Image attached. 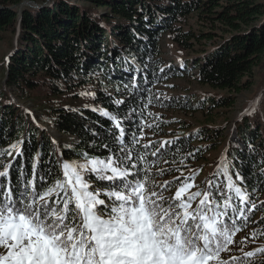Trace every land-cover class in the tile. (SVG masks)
<instances>
[{
    "label": "trees",
    "instance_id": "obj_1",
    "mask_svg": "<svg viewBox=\"0 0 264 264\" xmlns=\"http://www.w3.org/2000/svg\"><path fill=\"white\" fill-rule=\"evenodd\" d=\"M20 3L21 0H0V32H18L17 47L5 61V84L11 93L22 100L45 79L51 94L74 98L77 89L84 88L94 105L49 109L44 119L51 128L76 138L73 145L61 143L58 148L39 124L40 116L35 121L2 93L0 152L4 155L0 157V171L14 159L10 170L13 184L18 181L21 168L26 169L27 179L31 180L34 164L38 165L39 185L41 172L53 170L52 183L63 179L64 160H81L84 152L89 157H107L109 152L102 146L114 140L113 132H119L112 120L102 116V109L124 121L128 138L136 133L137 148L141 154L149 153L151 178L158 186L155 190L173 182L163 191L165 197H171L166 191L181 181L176 182L177 177L168 178L169 175L189 160L200 159L221 140L219 129L200 133L198 129L168 139L142 141L138 125L147 118V98L153 85L183 76L189 68L200 85L218 91L237 93L248 88V77L258 69L264 77V0H52L48 4L35 0L33 6ZM187 18H194L197 27L183 30L180 24ZM164 34L180 51H191L179 65L172 61L166 64L162 56ZM229 98L218 96L212 100L213 106L230 105ZM179 99L172 95L157 101L168 108H196L188 98ZM117 100L125 103L117 105ZM260 112L262 117L256 111L237 124L238 143H228L221 164L209 176V182L234 196L227 189V166V176L250 195L254 209L248 203L240 205L238 199L234 198V202L244 207L248 217L237 226L240 231L252 227V233L264 229V103ZM14 144L17 147H12ZM145 144H150L147 150L142 147ZM157 149L160 152L152 156ZM199 175L196 171L193 176L196 179ZM237 176L243 179L237 180ZM7 182L4 178L5 187ZM209 182L204 189L198 187L193 192L202 193ZM198 198L192 202L193 207ZM253 238L257 242L249 251L264 246V236Z\"/></svg>",
    "mask_w": 264,
    "mask_h": 264
},
{
    "label": "snow or ice",
    "instance_id": "obj_2",
    "mask_svg": "<svg viewBox=\"0 0 264 264\" xmlns=\"http://www.w3.org/2000/svg\"><path fill=\"white\" fill-rule=\"evenodd\" d=\"M99 111L119 132L102 146L109 152L107 157L81 153V161L62 163L63 179L52 183L55 173L49 170L39 174V185L36 164L32 179L21 168L16 184L10 175L14 159L0 171V264H264V246L241 249V256L228 261L221 259L240 231L239 221L248 219L234 198L240 205L249 201L227 176V166V189L234 196L212 182L203 193L190 192L193 184L188 182L193 177H177L176 182L183 183L172 197H165L163 191L173 182L155 190L149 153L141 154L137 148L136 133L128 138L124 121ZM144 127L141 121V135ZM142 147L147 150L150 144ZM198 197L202 198L193 207ZM258 234L264 236V229L252 236Z\"/></svg>",
    "mask_w": 264,
    "mask_h": 264
},
{
    "label": "rangeland",
    "instance_id": "obj_3",
    "mask_svg": "<svg viewBox=\"0 0 264 264\" xmlns=\"http://www.w3.org/2000/svg\"><path fill=\"white\" fill-rule=\"evenodd\" d=\"M50 2H52V0H45L44 4ZM35 4V0H21L20 3V5L26 6H33ZM194 20V18H187L180 24L181 28L183 30L196 28L197 25ZM16 47L17 40H15V34L13 35L5 31L0 32V99H4V97H1L2 93L6 94L16 105L18 104L25 112L30 114L35 121L37 120L35 119L36 116H40L41 119L39 120V124L44 126L50 134H53L54 129L51 128L44 119L49 109L58 106L78 107L83 105H94L88 100L89 92L84 88L77 89L76 93L78 95L74 98L65 94H51L49 90V81L45 79H42L38 87L30 91L28 97L22 100L17 98L6 86L4 77L5 61H8L12 49ZM161 49L166 64L172 61L173 64L179 65L181 58L188 56L189 52H191L180 51L175 44L169 40L166 34L162 37ZM261 71L260 69L257 71L255 70L252 77H248L249 87L237 93L226 90L218 91L206 85H200L195 79L193 70L191 71L190 68L183 76L170 77L153 85L152 92H150L147 98L149 105L146 110L147 118L144 120L145 127L143 128V134L140 136L142 141L146 142L156 137L168 139L181 132L187 133L193 130L197 131L198 129L200 130L198 131L199 133L204 132L205 129H219L218 134L221 140V143L218 144L216 148L206 152L200 159L189 160L184 167L175 169L174 173L169 175L168 178L193 177V179L188 182L193 184V187L189 189L190 192H193L198 187H202L203 189L206 187L209 182V176H212L216 167L221 164L224 148H226L229 142L238 143L236 133L237 124L256 111H258L257 115L262 117L260 111L264 103V77L260 74ZM95 87H97V85H95ZM172 95H175L178 99L180 98L179 100L188 98L196 108L189 109L180 108L178 106L168 108L160 105L157 101L159 97H168ZM222 95H229V102L231 104L213 106L212 100H216L218 96ZM149 100H151V103H149ZM199 101L201 102L197 103ZM246 110L249 111L246 113ZM147 125H152V127H147ZM75 141L76 138L69 134H60L56 140L58 147H60L61 143L73 145ZM196 171H199L200 175L195 179L193 175ZM182 183L183 181L181 180V184ZM181 184L166 191L165 194L172 197ZM246 197L249 201V206L252 207L254 203L252 202V198L249 194H246ZM200 198L201 197L198 198V201ZM261 198L263 199L264 195H262ZM256 214L258 215L259 211ZM242 240L244 241L243 243H241ZM233 241V244L229 245V250L221 253L222 260L231 257V255L242 254L241 249H243V251H249L257 242L252 237V227L236 232L233 236Z\"/></svg>",
    "mask_w": 264,
    "mask_h": 264
},
{
    "label": "water",
    "instance_id": "obj_4",
    "mask_svg": "<svg viewBox=\"0 0 264 264\" xmlns=\"http://www.w3.org/2000/svg\"><path fill=\"white\" fill-rule=\"evenodd\" d=\"M17 35H18V32L15 34V40L17 39ZM10 58V56L8 57V59ZM60 134H63V133H60L59 131L55 130L53 131V134H50L53 138H57L60 136Z\"/></svg>",
    "mask_w": 264,
    "mask_h": 264
}]
</instances>
